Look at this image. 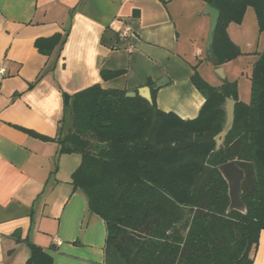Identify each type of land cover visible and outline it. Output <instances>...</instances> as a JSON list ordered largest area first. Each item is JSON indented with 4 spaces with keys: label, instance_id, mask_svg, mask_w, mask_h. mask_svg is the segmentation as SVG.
Returning a JSON list of instances; mask_svg holds the SVG:
<instances>
[{
    "label": "crops",
    "instance_id": "obj_1",
    "mask_svg": "<svg viewBox=\"0 0 264 264\" xmlns=\"http://www.w3.org/2000/svg\"><path fill=\"white\" fill-rule=\"evenodd\" d=\"M205 7L201 0H0V264H26L30 244L52 264L104 261V222L70 184L80 157L59 155L54 141L23 131L57 139L64 93L94 84L136 92L162 80L151 92L157 108L194 119L204 103L191 82L197 72L212 87L235 82L238 100L249 102L252 67L264 51L252 50V37L264 43V32L247 8L227 28L242 54L216 66ZM55 34L64 42L41 54L36 40ZM102 71L122 74L104 81ZM252 264H264V231Z\"/></svg>",
    "mask_w": 264,
    "mask_h": 264
},
{
    "label": "trees",
    "instance_id": "obj_2",
    "mask_svg": "<svg viewBox=\"0 0 264 264\" xmlns=\"http://www.w3.org/2000/svg\"><path fill=\"white\" fill-rule=\"evenodd\" d=\"M218 10L209 49L216 66L240 56L228 37L252 8L264 32V0H201ZM59 34L36 40L43 55L64 42ZM121 71H102V80ZM39 80V79H38ZM250 100L237 97L236 83L208 85L197 72L193 86L204 103L194 119L163 112L138 95L94 84L69 97L58 139V154H77L73 190L86 198L89 214L105 225L104 261L99 264H252L264 231V51L251 71ZM148 85H151L148 82ZM226 98L236 102L234 123L222 147L214 138L224 124ZM234 161L245 174L241 199L246 213H227L226 182L217 170ZM26 264H52L30 244ZM98 264V263H93Z\"/></svg>",
    "mask_w": 264,
    "mask_h": 264
},
{
    "label": "water",
    "instance_id": "obj_3",
    "mask_svg": "<svg viewBox=\"0 0 264 264\" xmlns=\"http://www.w3.org/2000/svg\"><path fill=\"white\" fill-rule=\"evenodd\" d=\"M204 13L207 14L210 18L209 37L206 45L207 50H209L213 42V35L216 30L219 13L218 10H216L215 8L209 5H206ZM165 85H166V81L161 80L155 83L154 86L151 88L143 87L141 89H138L136 92L129 91L125 94V96L127 98H133L136 95H138L139 97H141L142 99H144L145 101L151 104L152 103L151 92L159 88H162ZM63 101H64V105L69 104V95L67 93L63 94ZM235 104L236 102L234 100L230 98L225 99V102L222 106L224 111V124L221 131L214 138L215 150H219L222 147L228 133L231 131L233 127ZM60 135H61V128L58 129L57 139L60 137ZM217 170L227 185L229 206L226 212L230 213L232 211H235L241 214H245L246 207L241 199V195H242L241 185L245 178L244 171L239 166H237L234 161H230L225 164L219 165L217 167Z\"/></svg>",
    "mask_w": 264,
    "mask_h": 264
},
{
    "label": "rangeland",
    "instance_id": "obj_4",
    "mask_svg": "<svg viewBox=\"0 0 264 264\" xmlns=\"http://www.w3.org/2000/svg\"><path fill=\"white\" fill-rule=\"evenodd\" d=\"M251 39V38H250ZM252 39H253V42L251 43L252 45V50H259V51H261V50H263L264 49V43H263V38H260V39H258L256 36L254 37H252ZM243 42V41H242ZM245 43V42H244ZM248 43V42H247ZM258 45H259V47H258ZM250 56V55H249ZM249 56H247V57H249ZM242 57V56H241ZM244 57V56H243ZM251 57V56H250ZM241 79H243V78H245V80H247L246 79V75H244V74H242L241 75V77H240Z\"/></svg>",
    "mask_w": 264,
    "mask_h": 264
},
{
    "label": "built area",
    "instance_id": "obj_5",
    "mask_svg": "<svg viewBox=\"0 0 264 264\" xmlns=\"http://www.w3.org/2000/svg\"><path fill=\"white\" fill-rule=\"evenodd\" d=\"M128 34H129L128 30L125 29V30H123V31L120 33L119 37L122 38V39H124L125 37L128 36ZM5 74H6V67L3 66V65L0 63V76L3 77V76H5Z\"/></svg>",
    "mask_w": 264,
    "mask_h": 264
}]
</instances>
